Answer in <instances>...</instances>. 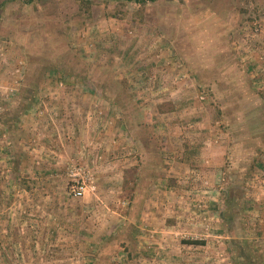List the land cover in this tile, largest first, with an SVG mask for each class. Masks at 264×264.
Segmentation results:
<instances>
[{
  "label": "rangeland",
  "instance_id": "374dc122",
  "mask_svg": "<svg viewBox=\"0 0 264 264\" xmlns=\"http://www.w3.org/2000/svg\"><path fill=\"white\" fill-rule=\"evenodd\" d=\"M0 264H264V0H0Z\"/></svg>",
  "mask_w": 264,
  "mask_h": 264
},
{
  "label": "built area",
  "instance_id": "2783aa9c",
  "mask_svg": "<svg viewBox=\"0 0 264 264\" xmlns=\"http://www.w3.org/2000/svg\"><path fill=\"white\" fill-rule=\"evenodd\" d=\"M83 194V191L81 190H75V196H80Z\"/></svg>",
  "mask_w": 264,
  "mask_h": 264
},
{
  "label": "trees",
  "instance_id": "16d2710c",
  "mask_svg": "<svg viewBox=\"0 0 264 264\" xmlns=\"http://www.w3.org/2000/svg\"><path fill=\"white\" fill-rule=\"evenodd\" d=\"M151 1H157V0H151Z\"/></svg>",
  "mask_w": 264,
  "mask_h": 264
}]
</instances>
